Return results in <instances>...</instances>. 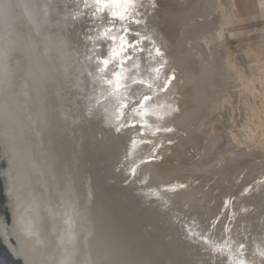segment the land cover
Returning a JSON list of instances; mask_svg holds the SVG:
<instances>
[{"label": "rangeland", "instance_id": "rangeland-1", "mask_svg": "<svg viewBox=\"0 0 264 264\" xmlns=\"http://www.w3.org/2000/svg\"><path fill=\"white\" fill-rule=\"evenodd\" d=\"M71 1L73 8L79 6L78 0ZM81 6L85 11L80 13L87 17V31L93 28L102 37L100 41L98 37L92 38L94 45L99 42L95 48L91 47L94 81L99 85L97 92L95 87L93 91L96 104L103 103L101 121L105 136L103 143H99L100 150L103 146L104 163L114 169L126 171L130 152L138 149L137 141L150 147L154 137L164 133L161 121L146 111L144 104L152 101L160 105L159 110L165 109V101L180 96L179 86L189 82L182 79L189 66L195 67L205 60L209 68L218 64L203 79L205 84H210V95L202 106H196L197 113L203 117L180 128L182 148L187 157L192 156V162L207 159L208 170L212 169L209 173L220 169L223 177L235 172L240 179L209 189L214 198L212 213L228 211L225 221L228 232L221 226L218 230L223 227L222 235L213 237L210 233L214 228L209 227L200 244L195 237L191 236L190 240L184 237L183 248L187 249L190 241L192 247L197 246L196 250L210 249L205 253L214 254L210 255L211 259H204L209 264H216L217 256L221 255L227 256L224 264H264V231L250 225V211L264 209V0H82ZM187 49H191V57ZM183 54H187L186 59ZM107 57L112 59L105 63ZM203 77L204 74L200 79ZM119 82L123 90L115 95L129 94L119 104L120 110L113 114V121L104 106L112 102L114 91L122 87ZM195 86L191 84L186 90ZM177 103L174 98L172 104ZM112 131L118 136L114 135L118 139L116 143ZM200 133L204 138L199 137ZM211 144L213 149L214 146L219 149L215 147L213 151ZM213 152L218 154L213 156ZM239 161L244 166H229ZM191 173L199 175L207 173V169ZM119 177L128 181L124 174ZM129 182L133 192L149 194L143 179L142 185L136 180ZM243 232L246 233L241 236Z\"/></svg>", "mask_w": 264, "mask_h": 264}, {"label": "water", "instance_id": "water-1", "mask_svg": "<svg viewBox=\"0 0 264 264\" xmlns=\"http://www.w3.org/2000/svg\"><path fill=\"white\" fill-rule=\"evenodd\" d=\"M12 1L17 6L16 13L22 16L29 38L35 39L34 51L47 75L46 85L58 105L65 108L66 94H72L74 118H78L82 137L83 151L79 155L85 174L89 175L91 181L94 179V195L98 197L95 202L105 203V206L100 205L103 209L99 212L103 214V220H111L115 228L116 232L109 237L117 240V233H122L124 228L129 237H124V233L125 239H121L126 242L128 249L134 247L131 244L133 241L136 242L135 245H139L136 264H209L210 261L197 260L198 257L193 253L196 252L201 258L204 254L207 256L205 251L209 253L210 249L196 250L195 246L192 247L193 252L183 248V226L175 225L169 219V223L157 220L161 216L153 204L148 203L151 208L149 213L147 209H138L135 206L136 200L140 199L142 202L144 199L139 193L133 192L129 181L119 179V175L123 173L120 168L114 169L104 163L103 146L101 150L99 146L105 136L101 122V104H96V96L92 91L95 87L94 91L97 92L99 85L94 81L95 62L94 57H91V38L86 33L87 17L85 13H80L85 11L81 6L82 0H78L80 7L76 4V8L72 7L71 0H27L31 4V11L35 12L34 21L30 18L32 13L25 8V0ZM7 12V7L2 3L0 15H6ZM48 40L52 43V52L46 46ZM64 52L67 53L65 56L69 67L64 64L59 71V62L64 60ZM11 59L0 37V264H68L50 230L53 228L54 232H60L59 235L65 237L57 222L55 224V215H59L48 206L50 192L56 191L57 187L51 189L48 195L44 193L46 182L49 184V181L55 179L49 176L47 164H50L41 153V147L49 149L45 143V126L41 117L37 119L33 115L40 107L31 96V89L25 78L14 67L13 59V69L10 68ZM34 62L37 66L38 63ZM66 71H70L72 76L70 89L63 83L68 79ZM58 125L63 127L62 119ZM35 130H38L36 135L32 133ZM110 134L116 143L118 136L113 131ZM109 136L106 135L107 138ZM57 144L59 145V141ZM55 155L60 157L59 153ZM71 200L67 205L68 210L62 213L60 211L59 214L79 221L75 215L82 214L77 210L79 204ZM47 220L53 227L46 224ZM165 231L167 234H164ZM155 240H161L156 247ZM189 243L190 246L194 245ZM120 244L124 243L121 241ZM124 247L119 253L124 262L132 264L123 252L125 244ZM225 257L227 256H217L216 264L227 263L224 262Z\"/></svg>", "mask_w": 264, "mask_h": 264}, {"label": "bare ground", "instance_id": "bare-ground-1", "mask_svg": "<svg viewBox=\"0 0 264 264\" xmlns=\"http://www.w3.org/2000/svg\"><path fill=\"white\" fill-rule=\"evenodd\" d=\"M2 3L7 7L8 12L6 15H0L1 40L13 59L14 67L18 70L21 76L25 78L26 83L30 86L31 96L40 107L37 113H33L34 118L38 119L41 117L42 124L46 129L47 138L46 136L44 138H46L45 143L49 149L45 146L41 147V153L47 158V161L50 164V166L47 164L49 176L51 179L54 178L55 180L49 181V184L47 183L48 181L46 182L47 187L45 188L44 193L48 195L51 189L57 187L56 191L53 190L50 192V198L47 199L49 203L48 206L54 213L59 215L58 217L55 215V224L57 222L58 228H60L65 236H60L59 234L61 233L54 232L53 228L50 229L54 233L59 251L63 254L68 264H128L127 262H124L122 254L119 253V251L125 248V244L126 249L123 252L132 264H136L137 261L135 260L138 258L136 251H138L137 248L139 249V245H135L136 242L133 241L131 244H134V247L128 249L126 242L121 239V237H129L127 233H125L124 228L121 230L122 233H117L124 244H120L121 241L119 238L117 240L113 237L110 238L109 236L116 231L112 222H110L111 220L104 221L102 218L103 214H100L103 209L101 206H105V203L98 204L95 202L98 197L94 195L93 188H95V186L92 183L94 179L91 181L89 175L85 174L82 166V159L79 155L80 152L83 151L80 123L77 120L78 118H75V120L71 118V116L73 117L75 114V112H73V100L71 99L72 94H66L67 99H64L66 103L65 108L64 106L58 105V101L46 85L47 75L40 65L39 57L34 51V46L36 44L34 41L35 39L29 38L26 29L24 28L22 16L20 13H16L17 6L12 0H3L2 2L0 0V10ZM25 3V8H28L30 11L29 13H32L33 16L30 18L34 21L35 12L33 13V11H31V4L29 5L27 0H25ZM86 33L91 39L98 37L97 39L100 41L102 38L99 37L100 33H97L93 28ZM91 42L92 47L99 44L97 41L95 42V45L92 40ZM51 45L52 43L48 40L46 46L50 51L53 49V46ZM186 52L188 53V57L193 55L191 49H187ZM66 54L67 53L64 52V55H62L64 58L62 63L59 62V71H61L60 69L63 68L64 64L69 67L68 59L65 56ZM186 57L187 54H183V59H186ZM12 59L9 66L13 69ZM111 59L112 57H107L105 63L110 62ZM34 60L38 63L37 66ZM217 65L218 64L216 63L209 68L207 67V61L205 60L204 63H198L195 67L189 66L186 74L182 78L183 82L186 80L189 82H185L181 87L179 86V88H181L178 92L180 96L174 97L176 98V102H178L177 105L172 104L174 98L165 101L164 105L166 107L163 110H159L160 105L156 106V103L152 101L144 104L145 110L152 112L161 121V126H164L162 128L165 129L162 130L164 133L159 134L158 137H154L152 145L150 146L151 149L154 148V150H151L150 147L146 145L139 144V141H137L135 145H138V149H134L130 152L131 158L128 160V165L125 166L126 171H123V169L120 168L123 172L122 174H124L128 181L134 182V180H136L142 185L141 180L143 179L144 184L147 186L144 187V189L146 188L145 191L149 192V194L145 196L141 194L142 199H144L142 202L140 199H138L140 202L136 200L138 202L135 206H137L138 209H147L149 213V210H151L149 205L153 204L157 207L158 215L161 216L158 217L157 220L165 221L163 223H169V221H167L169 219L172 220L175 225L183 226V238L189 237L190 240L191 236L193 238L195 237V239L199 240V244L201 243L202 235L207 228L210 227L215 230L217 227L215 231L211 230L212 233H210V235L213 237L215 235L221 236L223 227L225 228V224H227V222H225L227 221L228 215L226 209L219 211L217 214L212 213L214 198L212 197L211 192H209V189H212V186L213 189L222 187L223 185L219 186L220 184L230 185V183L226 182H238L240 179V176L235 172L230 173L229 177H223V172L220 169L214 173H209L212 172V169L208 170L209 164L207 159L204 158L206 161H200L199 163H195V161L199 160H193L192 162V156L187 157L184 148H182L184 147L182 142L183 133L180 131V128L182 125L188 124L189 121L199 120L203 117V114H198L196 111V106H202L203 100L210 95V84H205L203 79L205 81V79H207V72L217 67ZM186 67L187 66H185V68ZM117 72L118 70L115 69V73ZM191 73L192 76L189 77L188 75ZM202 74H204V77L200 79ZM66 76L68 79L64 80L63 83H65V86L70 89L72 79L70 71H66ZM191 84H195L196 86L186 90V87ZM119 85L122 86L120 82ZM122 90L123 86L114 91V96L112 95L113 97L111 99L112 102L110 104H105L104 106L105 110H109L108 112L112 120L114 118L113 114L120 110L119 104L126 99L129 94L127 92L125 97L118 95ZM57 93H59V91ZM116 93L118 94L115 95ZM101 105H103V103ZM101 112L103 114L102 106ZM106 114L107 112H105V115ZM172 116L174 119L171 118ZM167 117H170V119ZM61 119L63 127L62 125H58V122ZM106 119L107 117L105 116V121ZM37 132L38 130H35V132L32 133L36 135L38 134ZM166 132L168 134H166ZM201 134L202 133L198 134L199 137ZM201 137H203V135ZM58 141L60 146L57 144ZM167 142H169V144H166ZM211 143H213V141ZM211 146L213 149L212 144ZM215 147L217 146H214L213 151H216ZM208 150H211V148ZM198 151L200 150L198 149ZM56 153H59L60 157L56 156ZM217 154L218 152H216V154H214V152L212 153L213 156ZM119 156L120 155H118V157ZM172 161L175 163H172ZM209 162L213 163V160H210ZM229 166L242 167L244 166V163L243 161H239ZM196 169H207V173L199 175L192 174L191 172ZM50 177L47 178L49 179ZM66 183H68V185H66ZM70 199L79 204L77 210L82 214L77 216L75 213L76 218L79 221H75L73 218L71 219V217L64 214H59L60 211L62 213V211L68 210L69 206L67 205L70 204ZM145 204L148 206H145ZM250 216L252 217L250 225H252L254 229L262 230L263 232L264 209L262 210L260 207L253 209L250 211ZM80 217L83 218V220H81ZM46 224L49 227H53V224L48 220ZM133 224L136 225L135 223ZM194 225H197V227L193 229L191 226ZM221 226L223 227L218 230V227ZM232 228L234 229L236 226H233ZM244 228H246V226ZM227 232L228 230L225 228V233ZM124 233L126 235H124ZM165 233L166 231L164 234ZM245 233L246 232H243L241 236ZM241 236H239L240 240ZM243 238L246 239L249 237L243 236ZM110 239L113 240L110 241ZM257 240L260 242L259 239ZM160 241L161 240L157 242L155 240L156 243H154V246H158ZM185 241L188 242L187 240ZM187 249H192V246H189ZM213 254H207L208 257L204 254V257L197 258V260L201 259L204 262V259L206 258L211 259L210 255ZM193 255L195 254L193 253ZM131 256H133V258H131ZM212 258L214 257L212 256ZM183 264L185 263L183 262Z\"/></svg>", "mask_w": 264, "mask_h": 264}]
</instances>
